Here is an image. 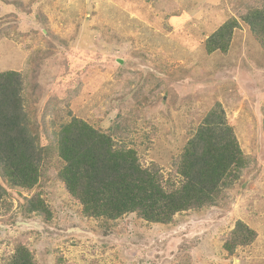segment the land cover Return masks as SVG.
Returning a JSON list of instances; mask_svg holds the SVG:
<instances>
[{
    "label": "rangeland",
    "instance_id": "obj_1",
    "mask_svg": "<svg viewBox=\"0 0 264 264\" xmlns=\"http://www.w3.org/2000/svg\"><path fill=\"white\" fill-rule=\"evenodd\" d=\"M234 2L0 0V73L21 74L42 146H56L73 117L108 132L120 115L128 129L116 140L179 183L173 163L220 103L249 158L223 206L157 224L86 216L52 146L34 188L0 178V264L19 244L36 264H264V48ZM231 18L239 26L228 50L210 53L207 40ZM37 197L45 218L26 209ZM238 221L257 237L229 254L224 243Z\"/></svg>",
    "mask_w": 264,
    "mask_h": 264
},
{
    "label": "trees",
    "instance_id": "obj_2",
    "mask_svg": "<svg viewBox=\"0 0 264 264\" xmlns=\"http://www.w3.org/2000/svg\"><path fill=\"white\" fill-rule=\"evenodd\" d=\"M234 7L241 10L242 20L264 48V0H235ZM238 26L234 18L221 25L207 40L209 52H226ZM120 119L117 116L114 127L105 132L73 117L62 126L56 146H42L25 109L21 74L2 72L0 178L11 186L34 188L43 161L55 147L64 162L60 179L86 216L114 221L136 214L150 223L169 224L178 213L223 206L249 164L220 103L208 112L180 159L173 163L181 177L179 183L165 178L156 164L143 167L137 150L116 140L128 129ZM5 193L0 183V203ZM28 202V212L43 217L50 214L40 197ZM256 237L253 229L238 221L224 249L232 254L237 247L252 244ZM8 264H36L34 252L19 244Z\"/></svg>",
    "mask_w": 264,
    "mask_h": 264
}]
</instances>
